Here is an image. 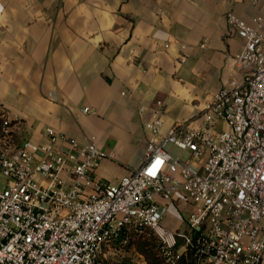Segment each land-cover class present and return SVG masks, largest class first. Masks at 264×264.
Here are the masks:
<instances>
[{
  "label": "built area",
  "instance_id": "2783aa9c",
  "mask_svg": "<svg viewBox=\"0 0 264 264\" xmlns=\"http://www.w3.org/2000/svg\"><path fill=\"white\" fill-rule=\"evenodd\" d=\"M261 19L252 26L227 13L230 29L244 38L231 56L239 77L166 136L159 101L146 123L150 137L141 162L117 184L95 176L106 153L94 142L51 126L42 140L17 141V129L26 126L2 116L0 264H102L105 248L130 228L156 235L166 264H178L186 251L194 264H264ZM175 199L194 208L185 229L164 224L162 203Z\"/></svg>",
  "mask_w": 264,
  "mask_h": 264
},
{
  "label": "crops",
  "instance_id": "0c3cea01",
  "mask_svg": "<svg viewBox=\"0 0 264 264\" xmlns=\"http://www.w3.org/2000/svg\"><path fill=\"white\" fill-rule=\"evenodd\" d=\"M229 11L252 26L261 17L264 31L253 0H0V120L23 122L17 141L42 140L51 126L94 142L106 153L95 176L117 184L141 162L159 101L166 136L239 77L231 56L244 38ZM193 209L162 203L164 224L184 228ZM122 239L104 264L128 253Z\"/></svg>",
  "mask_w": 264,
  "mask_h": 264
},
{
  "label": "trees",
  "instance_id": "16d2710c",
  "mask_svg": "<svg viewBox=\"0 0 264 264\" xmlns=\"http://www.w3.org/2000/svg\"><path fill=\"white\" fill-rule=\"evenodd\" d=\"M123 236L128 237V242L124 245L123 250L128 252H134L135 254H138L140 256L143 255L147 264H156L159 260V257L160 261L165 263L159 255L161 243L159 242L156 235L139 234L135 232L132 228H130L126 230V232H124L121 237ZM152 259L153 262H151ZM101 263L104 264L103 259L101 260ZM178 264H194L192 254L188 251L184 252Z\"/></svg>",
  "mask_w": 264,
  "mask_h": 264
},
{
  "label": "rangeland",
  "instance_id": "374dc122",
  "mask_svg": "<svg viewBox=\"0 0 264 264\" xmlns=\"http://www.w3.org/2000/svg\"><path fill=\"white\" fill-rule=\"evenodd\" d=\"M168 149H170L171 152L175 155L179 153L178 149L174 147L172 144L168 145ZM1 180H4V178L1 177ZM185 227L186 226H184V228L182 229H185ZM159 250H160L159 255L161 256V249ZM156 252H157V249H156ZM109 261H110V264H147L143 255L140 256L138 254H135L134 252H128V253H125V255H122V254L112 255L110 256ZM151 262H153V259L151 260ZM156 264H166V263L161 262L160 257H159V260Z\"/></svg>",
  "mask_w": 264,
  "mask_h": 264
}]
</instances>
